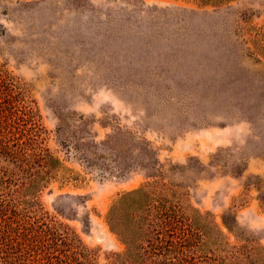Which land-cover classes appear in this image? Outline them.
Segmentation results:
<instances>
[{
	"label": "rangeland",
	"instance_id": "1",
	"mask_svg": "<svg viewBox=\"0 0 264 264\" xmlns=\"http://www.w3.org/2000/svg\"><path fill=\"white\" fill-rule=\"evenodd\" d=\"M0 84L16 132L34 115L78 174L39 199L97 264H119L107 213L152 179L149 158L232 244L264 246V0H0Z\"/></svg>",
	"mask_w": 264,
	"mask_h": 264
},
{
	"label": "trees",
	"instance_id": "2",
	"mask_svg": "<svg viewBox=\"0 0 264 264\" xmlns=\"http://www.w3.org/2000/svg\"><path fill=\"white\" fill-rule=\"evenodd\" d=\"M8 90L0 87V264H97L96 250L75 230L49 218L39 199L51 182L68 183L78 174L44 146V128L34 115L27 128L16 132L11 119L21 113L14 111L16 96ZM85 144L76 142L73 148L88 158ZM158 162L149 158L156 172L152 179L124 192L108 210L110 230L126 246L116 255L119 264H264V246L232 244L212 214L190 204L188 190L166 179L174 168L166 170ZM229 217L224 216V224L232 231L229 219L236 222V215ZM22 240L35 248L32 258L17 250Z\"/></svg>",
	"mask_w": 264,
	"mask_h": 264
}]
</instances>
